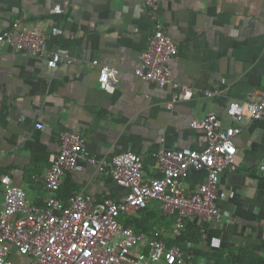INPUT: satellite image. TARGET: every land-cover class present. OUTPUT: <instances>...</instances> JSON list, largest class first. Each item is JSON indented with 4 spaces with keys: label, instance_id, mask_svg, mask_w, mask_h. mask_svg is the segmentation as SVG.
Returning a JSON list of instances; mask_svg holds the SVG:
<instances>
[{
    "label": "crops",
    "instance_id": "1",
    "mask_svg": "<svg viewBox=\"0 0 264 264\" xmlns=\"http://www.w3.org/2000/svg\"><path fill=\"white\" fill-rule=\"evenodd\" d=\"M19 20L52 34L50 48L68 52L53 69L46 58L0 43V209L7 183L23 188L32 203L45 202V174L60 153L62 130L82 134L89 154L138 153L155 175L160 147H202L205 132L192 126L194 120L214 111L230 125L231 101L258 99L264 89V0H159L157 8L142 0H0V34ZM157 22L178 47L170 61L175 78L194 90L193 98L172 108L173 90L135 74ZM107 65L119 69L115 93L99 83ZM241 125L234 138L238 169L224 171L218 185L221 224L191 218L187 225L199 227L195 247L205 253L246 248L264 257V119L252 121L246 112ZM205 176L191 174L185 188L196 189ZM61 182L65 205L75 191L98 201L126 193L89 162ZM149 205L161 209L158 201ZM174 225L150 232L173 244Z\"/></svg>",
    "mask_w": 264,
    "mask_h": 264
},
{
    "label": "built area",
    "instance_id": "2",
    "mask_svg": "<svg viewBox=\"0 0 264 264\" xmlns=\"http://www.w3.org/2000/svg\"><path fill=\"white\" fill-rule=\"evenodd\" d=\"M158 7L159 0H142ZM52 34L39 31L22 21L0 34V43L14 50L46 58L47 66L57 68L67 55V48H50ZM178 53L175 41L157 22L147 48L141 53L135 74L143 81L174 91L172 103L190 100L194 90L181 84L170 66ZM119 69L102 66L99 83L107 93H115ZM213 92H208L212 95ZM258 99L231 101L226 113L232 124L210 111L192 126L205 132L201 148L160 147L154 157L157 174L149 175L144 158L135 152L111 156L89 154L82 134L59 132L60 153L45 174L47 196L43 204H34L27 192L7 183L0 209V264H210L206 257L187 260L178 245L168 246L166 237L137 231L123 216L133 215L153 200L163 213L175 218L173 236L177 238L191 218L221 224L224 212L218 205V185L222 173L238 169L234 138L242 131L241 121L247 112L252 121L264 119V89ZM36 127L43 128L42 123ZM89 162L105 170L126 193L119 199L98 201L91 193L75 191L65 205L60 195L61 181L68 171L81 170ZM264 175V163L260 165ZM194 170L207 176L196 189L185 188ZM146 251L141 250V247Z\"/></svg>",
    "mask_w": 264,
    "mask_h": 264
},
{
    "label": "trees",
    "instance_id": "3",
    "mask_svg": "<svg viewBox=\"0 0 264 264\" xmlns=\"http://www.w3.org/2000/svg\"><path fill=\"white\" fill-rule=\"evenodd\" d=\"M201 171L204 170H194L192 175ZM161 211V209H155L148 205L138 213L137 217L133 218L134 220H124V222L126 224L131 223L136 230L145 232H150L156 225L162 226L163 224L165 227L174 225L175 218L173 216L163 215ZM154 218H157V220L152 222L151 220ZM199 237H201L199 227L194 223H189L186 225L183 233L174 239L173 244L171 242L166 243L167 245L169 244L168 246L178 245L184 251L188 261L190 260L188 257L191 255L197 258L199 256H205L212 264H264V257L262 255L246 248H237L232 251L220 249L216 252L205 253L195 247V244L200 239Z\"/></svg>",
    "mask_w": 264,
    "mask_h": 264
}]
</instances>
